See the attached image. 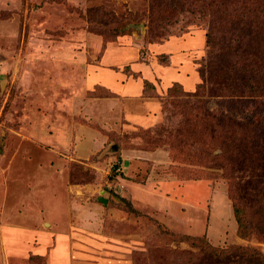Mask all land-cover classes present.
I'll use <instances>...</instances> for the list:
<instances>
[{
	"label": "rangeland",
	"instance_id": "obj_1",
	"mask_svg": "<svg viewBox=\"0 0 264 264\" xmlns=\"http://www.w3.org/2000/svg\"><path fill=\"white\" fill-rule=\"evenodd\" d=\"M263 19L264 0H0V264H264V107L242 126L252 92L219 57L262 68ZM118 49L176 81L144 79L148 98L85 87ZM124 147L164 151L126 183Z\"/></svg>",
	"mask_w": 264,
	"mask_h": 264
},
{
	"label": "crops",
	"instance_id": "obj_2",
	"mask_svg": "<svg viewBox=\"0 0 264 264\" xmlns=\"http://www.w3.org/2000/svg\"><path fill=\"white\" fill-rule=\"evenodd\" d=\"M119 51H120L119 52L120 55L118 58H116L117 60H119V63L114 64V63H111V61L110 62L108 61L109 63L108 64V63L102 62L98 66L92 65L91 67H89L91 69H87L86 78L84 81L85 87L87 88L89 87L91 88L90 90H92V87L96 85H100L106 90L108 89L110 91H115L116 94L121 98H131V97L132 98L133 97L134 98L136 97L137 98L138 97L148 98V97H142V95L144 94V83H143L144 79L145 80L151 79V81L154 82L156 92H161V93L168 86H170L172 82L176 81L173 79V75L175 76V73H176V71L174 70L176 68L175 65H172L170 67V69L168 70V76L163 78V82H160L159 79L153 75L154 71L156 72L157 66L151 65V63L148 65L144 61L136 62L137 60H135V62L132 61L133 64L131 67V63H129L128 61L129 56L126 53V51H122V50H119ZM127 64H129V66L131 67L130 72L127 73V76L126 74H124V72L122 73L120 69H116L117 66L118 67H122L124 65L128 66ZM150 65L153 67H150ZM142 72L144 75H141ZM137 73L138 75L135 76ZM122 81L124 84L122 83ZM178 81H179L178 83L181 85L183 90L189 91L190 89H193L195 87L197 77L193 76L191 79H187V77H183L182 80H178ZM107 99L108 98L104 99L103 97H96L95 100L93 101H95V103H98L99 107L95 106V107H91L90 109H88L89 111H92L94 115L97 116L95 118L97 122L107 123L106 122V112L104 110L105 106L103 104V102ZM122 112L126 120L130 121V123H133V125L137 127H142L144 129H147L148 128L147 124H149L155 118V117L146 118V116L144 115L142 116L141 114H138V113L133 114L131 113V111H126V109H124ZM90 114L92 113L90 112ZM129 116H132L134 120L128 119ZM158 120L159 119H157L156 122ZM92 136L98 137L96 133H94ZM121 151H125L124 156L121 157V158L125 157L124 159H122L124 162V166H125L123 177L128 176L129 178H134V176L135 177L137 176V172H139V170L141 171L143 167L146 168L144 170H147V168L149 167L152 168L151 166L156 164L154 163L156 162V160H154L155 154L162 153L164 150L161 148H154V149L142 148L141 149L139 147H124ZM166 155L170 158L168 151L166 152ZM126 177L122 179L123 181L125 180L124 182L128 183L129 180H126ZM169 182H171V180L163 181L161 183V185L163 184L161 187L165 186L163 187V189L166 188V190H169L170 192V191H173L172 190L173 183L172 182L169 183ZM135 189L137 188L135 187ZM171 202L173 203L177 202V204H180V203H183V200H181V198H179V200H175L174 198L171 197Z\"/></svg>",
	"mask_w": 264,
	"mask_h": 264
},
{
	"label": "trees",
	"instance_id": "obj_3",
	"mask_svg": "<svg viewBox=\"0 0 264 264\" xmlns=\"http://www.w3.org/2000/svg\"><path fill=\"white\" fill-rule=\"evenodd\" d=\"M264 21V19L262 20V22ZM234 21H232L231 22V24H234L233 23ZM257 24H261V21L259 22V23H257ZM258 26H261V25H258ZM215 28V27H214ZM212 30H213V27H212ZM213 33V32H212ZM211 32L207 35L208 36V42L210 41V37H211ZM211 38H213V36L211 37ZM220 43H221V41H220ZM220 50H221V48H220ZM235 51H237V48H235L234 49V52ZM221 54V56L219 55V57L220 58H222V60L224 61V62H227V66H229L230 67V64L231 65H233V68H231L230 67V69H231V71L233 72V76L235 77V85L237 86V87H241V88H245V89H248V92L250 91V92H252L251 94H249L250 95V97H252V99L253 100H251V101H249L250 102V104H251V106H254L255 105V109L253 110V108L251 109V116L250 117H248V119L247 120H244L247 124H245V125H242V126H246V125H253V118L256 116V114H258L259 115V112L257 111V106H258V104H260V105H262L263 107H264V95H262V94H258L257 92H256V89H257V86L258 85H255V79H258L259 81L260 80H264V66L262 67V68H260V67H258L257 65H255V64H246V63H242V64H240L239 65V63H240V61H238V62H236L234 59H233V56H234V54L233 53H231V50L226 54V56L227 57H225L224 55H222V53H220ZM231 56H232V58H231ZM231 60H234V64L232 63V61ZM263 61H264V57H263ZM230 63V64H229ZM262 70H263V73H262ZM259 72H261L262 73V75L261 76H257V74L259 73ZM228 76H229V74H228ZM227 76V77H228ZM256 77H258V78H256ZM150 83H148L147 81H144V85H149ZM151 85V84H150ZM175 85H178L179 87H180V85L179 84H175ZM219 85V87H218V89H219V91L222 93V92H225V93H227V89L225 88V86H223L224 84H222V83H219L218 84ZM146 88L144 87V90H145ZM260 95H262V96H260ZM228 96H231V97H233V96H238V94H235V90H231L230 91V94H228ZM256 97H262L261 99H259V98H256ZM254 140V139H253ZM246 141V143L248 144H250V147H251V152L253 151V152H255L256 154L258 153V152H260L259 150H258V148H255L256 146H258V145H255V143L256 144H258L257 142H254V141ZM230 148H233V149H239V151L240 150H242V149H244V148H242L239 144L237 145V147L236 146H233V147H230ZM249 148V147H248ZM230 153H232L233 151H232V149H230V151H229ZM235 212L237 213V209L235 210ZM237 218V217H236ZM237 222L238 223H241V220L239 219V218H237ZM239 236L241 237V236H243L242 235V233L241 234H239ZM197 237V236H196Z\"/></svg>",
	"mask_w": 264,
	"mask_h": 264
},
{
	"label": "built area",
	"instance_id": "obj_4",
	"mask_svg": "<svg viewBox=\"0 0 264 264\" xmlns=\"http://www.w3.org/2000/svg\"><path fill=\"white\" fill-rule=\"evenodd\" d=\"M112 168H113L112 171L115 174H119L120 172H122V163L118 159H116V161L113 164Z\"/></svg>",
	"mask_w": 264,
	"mask_h": 264
},
{
	"label": "water",
	"instance_id": "obj_5",
	"mask_svg": "<svg viewBox=\"0 0 264 264\" xmlns=\"http://www.w3.org/2000/svg\"><path fill=\"white\" fill-rule=\"evenodd\" d=\"M100 199H101V200H103V202H105V198H103V197H100Z\"/></svg>",
	"mask_w": 264,
	"mask_h": 264
}]
</instances>
